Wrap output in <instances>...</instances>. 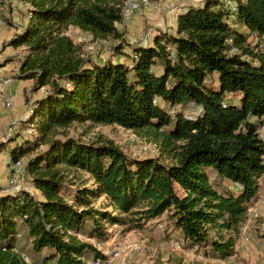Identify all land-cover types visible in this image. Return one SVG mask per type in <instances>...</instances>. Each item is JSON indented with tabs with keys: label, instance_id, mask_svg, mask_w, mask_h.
Returning a JSON list of instances; mask_svg holds the SVG:
<instances>
[{
	"label": "trees",
	"instance_id": "obj_1",
	"mask_svg": "<svg viewBox=\"0 0 264 264\" xmlns=\"http://www.w3.org/2000/svg\"><path fill=\"white\" fill-rule=\"evenodd\" d=\"M23 1L28 22L8 44L26 50L18 78L46 91L23 121L33 138L8 137L0 152L22 160L39 194H0V264H87L105 257L97 243L109 226L141 229L165 213L190 247L234 255L235 237L222 232H239L264 174V0L189 7L174 33L134 46L131 65L93 62L68 34L120 38L127 0ZM86 122L149 137L169 162L58 137Z\"/></svg>",
	"mask_w": 264,
	"mask_h": 264
},
{
	"label": "rangeland",
	"instance_id": "obj_2",
	"mask_svg": "<svg viewBox=\"0 0 264 264\" xmlns=\"http://www.w3.org/2000/svg\"><path fill=\"white\" fill-rule=\"evenodd\" d=\"M151 1L155 5L160 4V6L140 9L132 15V17L135 15L140 16L141 28L136 29L133 27L131 29V27L127 28V25L123 27L117 25L121 35L120 38L112 35L101 38L75 27H70L68 34L77 44L82 45L84 55L93 62L106 63L113 61L131 65L130 57L133 58L135 55L134 46L141 41L146 44L151 42L146 40V34L150 32L148 28L151 26L153 31L161 32L170 26L168 23L163 25L162 23L150 24L148 22L147 12L151 10L159 12L163 9V0ZM29 11L30 5L23 0H0V72L2 75L11 78V82H17L18 85L25 83L22 91L23 102L20 107L17 106L16 99L11 96L9 87H7L3 97H0V99L10 97L15 103L14 108H7L1 104L3 101L0 100V141H7L8 137L12 138V136L16 138L26 135L27 122L23 121L30 114L32 102L44 95L46 91V88L34 89L32 80L27 81L18 78L21 60L25 56L26 50L23 47L14 48L8 44L25 25ZM139 12L141 13L138 14ZM91 43H95L98 47L97 51L92 54L88 52ZM212 82H214V78ZM215 90H220L218 79L215 83ZM165 107L167 108V106ZM185 112L189 114L191 111L186 110ZM262 127L264 128V125ZM64 135L76 137L86 143L112 140L130 158L154 157L169 162L153 139L116 124L74 123L60 131L58 137L62 138ZM13 145L12 143L9 146L12 147ZM44 149H46L45 145L34 153L27 155L24 162L26 163L36 153ZM0 154L5 155L3 152H0ZM2 156H0V182L3 184H0V188L5 185L6 189L13 192L26 189L38 195V192L32 186L31 176L27 169H22L15 176L14 172H11L12 162H10L11 158L8 151H6L4 158ZM12 180H14L15 186L12 185ZM102 203H105L103 199L96 202L95 206L100 207ZM252 208L253 210L248 211L247 218L242 223L238 233L232 231L222 232L225 238L235 237L234 255H230L225 259L213 257L204 248L190 247L174 228L168 213L159 218L146 221L141 229H128L121 225L109 226L110 235L108 240L101 244L97 243V246L107 255H113L117 249L122 250V253L115 257V264H264V179L261 180L259 201ZM244 235H249V240L242 246ZM210 237L217 239L218 233L212 230L210 231ZM26 243L28 245V240L23 235L19 247L25 246ZM178 243L180 247H178ZM23 250L28 253L29 260L32 261L31 251L27 248Z\"/></svg>",
	"mask_w": 264,
	"mask_h": 264
},
{
	"label": "crops",
	"instance_id": "obj_3",
	"mask_svg": "<svg viewBox=\"0 0 264 264\" xmlns=\"http://www.w3.org/2000/svg\"><path fill=\"white\" fill-rule=\"evenodd\" d=\"M206 1L207 0H163L162 11L158 12L156 10H151V11L147 12V17H148L147 20L150 24H161L162 23L164 25V24L168 23L170 26H168V28H165L161 32L174 33L176 31V27H177L178 16L182 12L187 10L189 7L201 6V5L205 4ZM140 13L141 12H139L138 14H140ZM27 22H28V19H27L26 23ZM141 24H142V21L140 20V16H138V15H135L133 17L131 15V16L127 17L126 19H124L122 22H119V25H122V27L124 25H127L128 26L127 28L131 27V29H133V27L136 29H139L142 27ZM23 27L21 28V30L23 29ZM148 29H149L148 31H150V32L146 34V38H147L146 40L149 42L151 41L149 44L152 45L154 43L155 37L158 34H160L161 32L153 31V28H151V26ZM139 44H145V42L141 41ZM139 44H137V45H139ZM27 81H29V80H27ZM24 84L22 83V84L18 85L17 82L14 83L12 81L10 83V85L8 86L11 96H13L16 99V104L19 107H20L21 103L23 102L22 91L24 88ZM0 156H2V155L0 154ZM5 156H6V154L4 156H2V158H4ZM262 179H264V174H263L261 180ZM0 184H3V183L0 182ZM3 186H4L3 188H0V194L7 193V192H13L10 189H6L5 185H3ZM36 191L38 192V190H36ZM38 194H39V192H38Z\"/></svg>",
	"mask_w": 264,
	"mask_h": 264
},
{
	"label": "built area",
	"instance_id": "obj_4",
	"mask_svg": "<svg viewBox=\"0 0 264 264\" xmlns=\"http://www.w3.org/2000/svg\"><path fill=\"white\" fill-rule=\"evenodd\" d=\"M158 6H160V4L155 5L151 0H127L125 2V4L123 5V9H122L123 17H124V19H126L127 17L133 15L134 12H136L140 9L158 7ZM231 6L233 9H235L234 3H231ZM118 24H119V22L116 23V26ZM97 48L98 47L95 43H91L88 47V52L92 54V53L97 51ZM134 58H137V56L134 55ZM10 82H11V78L2 75V73L0 72V97L1 96L3 97V95H4V93H5ZM0 100L3 101L1 104H3L7 108H14V106H15L13 99H11L10 97H5L4 99H0ZM31 111H32V106L30 107L29 113H31ZM29 115H28V117H29ZM25 132H27V133L24 136V138H33V135H34L33 128L28 127L25 130ZM260 135H261V137L264 138V128L263 127H261V129H260ZM23 167H24V165H23L22 160L14 162L12 164V167H11V172H14V175L17 176V174L21 172ZM11 182H12V185L15 186L14 180H12ZM251 209L253 210L252 207L249 210H251ZM256 215H257V213H256ZM248 240H249V235H244L241 245L243 246ZM178 247H180L179 243H178ZM121 253H122V250L117 249L113 253V255L105 254V257H98L96 259L90 260L87 264H115V257L119 256ZM22 255L26 260H29V258L27 257L26 254L23 253Z\"/></svg>",
	"mask_w": 264,
	"mask_h": 264
}]
</instances>
